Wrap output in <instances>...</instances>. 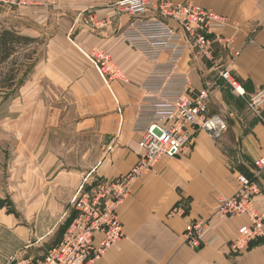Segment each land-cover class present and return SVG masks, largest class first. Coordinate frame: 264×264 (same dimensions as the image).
<instances>
[{
  "label": "crops",
  "instance_id": "obj_1",
  "mask_svg": "<svg viewBox=\"0 0 264 264\" xmlns=\"http://www.w3.org/2000/svg\"><path fill=\"white\" fill-rule=\"evenodd\" d=\"M16 1L12 6H0V28L44 42L41 57L14 101L25 111L18 121L28 130L23 144L35 146V150L42 146L33 155L41 156L49 143V130L71 129L77 135L97 138L103 146L101 156L87 172L58 171L53 155L43 157L41 176L56 171L45 187L63 190L69 208L84 181L110 182L135 166L140 136L132 131V125L142 96L140 84L151 66L120 35L130 22L127 14L117 11L121 0ZM171 1L190 2L226 17L228 24L216 25L215 30L235 36L234 47L240 52L234 66L241 85L238 93L264 88V0ZM96 48L109 56L121 79L99 76L84 55ZM186 59L189 65L184 64ZM207 67V61L193 51L183 57L180 70L188 74L193 94L208 82L217 84L212 81L215 78L208 81L213 76ZM218 84L222 82L218 80ZM208 101L217 104L211 93ZM261 112L263 117L256 119L249 132L234 130L240 135L238 142L228 133L215 141L197 132L187 155L161 158L140 176L118 210L124 237L94 264H264V239L236 255L227 249L238 229L248 224L247 218L216 214L217 198L235 193L236 175L250 178L254 160L264 157V107ZM207 114L217 115L208 107ZM256 182L259 200L264 201V171ZM178 206L184 212L172 214ZM256 207L264 212L262 204ZM196 221L205 225L201 247L192 249L185 244V231ZM100 237L95 236V244Z\"/></svg>",
  "mask_w": 264,
  "mask_h": 264
},
{
  "label": "built area",
  "instance_id": "obj_2",
  "mask_svg": "<svg viewBox=\"0 0 264 264\" xmlns=\"http://www.w3.org/2000/svg\"><path fill=\"white\" fill-rule=\"evenodd\" d=\"M4 1L15 0H0ZM116 8L130 18L120 34L122 39L151 66L140 84L142 96L132 125V131L140 136L138 160L127 173L110 182L84 181L70 200L73 219L59 243L42 258L20 259L15 264H94L124 237L118 210L130 195L134 182L151 171L161 158L187 155L197 132L217 140L227 131V123L221 116L207 114L210 92L202 89L193 94L189 76L180 70V63L190 51L208 60L215 48L227 49L237 56L235 36H223L215 30L216 25H227L228 19L190 2L171 0H121ZM84 55L105 80L121 79L120 71L101 49H92ZM220 77L238 93V84L228 70L222 71ZM249 103L254 111L260 112L264 107V88L251 95ZM253 166L250 178L236 175L237 188L232 196L217 198L218 217L245 216L248 220L227 245L233 255L264 239V212L256 207L264 206L256 182L264 171V157L254 160ZM183 212L182 206L171 211ZM204 225L196 221L187 227L185 244L190 248L201 247ZM97 234L101 237L95 244Z\"/></svg>",
  "mask_w": 264,
  "mask_h": 264
},
{
  "label": "rangeland",
  "instance_id": "obj_3",
  "mask_svg": "<svg viewBox=\"0 0 264 264\" xmlns=\"http://www.w3.org/2000/svg\"><path fill=\"white\" fill-rule=\"evenodd\" d=\"M16 2L4 1L0 2V6H12ZM234 52L238 55L227 49L215 48L210 60L196 55L206 60L207 68L212 70L213 77L209 76L208 81L215 78L212 81L216 80L217 84L218 80L222 82L221 86L211 82L205 86L204 89L216 98L217 103L208 101V110L226 121L229 127L223 134L228 133L232 141L238 142L236 138L239 139L240 135L234 130L249 132L256 119L260 120L263 116L261 111L256 112L250 107L249 100L255 92L239 95L220 77L222 71L228 70L232 80L238 87L241 86L234 76V66L240 52L235 47ZM39 53L37 57L40 58L42 52ZM190 56L192 59V55ZM184 64L189 65L188 59ZM27 79L28 76L21 87L27 83ZM20 88L11 94L0 95V200H6L7 204L9 202L10 209L17 214L7 215L8 207L0 210V264L42 258L59 243L67 228L70 203L67 208V196L62 194L63 190H54L53 187L49 190L45 187L46 183L47 186L51 183L56 171L54 172V168L48 175L41 176L43 157L53 155L58 171L62 168L65 171L87 172L94 165L96 157L103 152V146L98 144L97 138L77 135L73 130L66 129L49 130V143L44 146L43 153L41 156H33L42 146L35 150V146L23 144L27 139L24 138V132L28 130L22 129L23 122L18 121L25 115V111L14 102ZM223 134L215 141L220 140Z\"/></svg>",
  "mask_w": 264,
  "mask_h": 264
},
{
  "label": "trees",
  "instance_id": "obj_4",
  "mask_svg": "<svg viewBox=\"0 0 264 264\" xmlns=\"http://www.w3.org/2000/svg\"><path fill=\"white\" fill-rule=\"evenodd\" d=\"M42 39H33L17 32L0 28V95L11 94L20 88L33 66L39 60ZM7 215L16 216L6 200H0V210L5 209ZM73 214L69 217V223Z\"/></svg>",
  "mask_w": 264,
  "mask_h": 264
},
{
  "label": "bare ground",
  "instance_id": "obj_5",
  "mask_svg": "<svg viewBox=\"0 0 264 264\" xmlns=\"http://www.w3.org/2000/svg\"><path fill=\"white\" fill-rule=\"evenodd\" d=\"M186 56V55H185Z\"/></svg>",
  "mask_w": 264,
  "mask_h": 264
}]
</instances>
